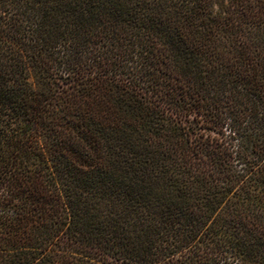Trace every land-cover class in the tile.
Segmentation results:
<instances>
[{
  "label": "trees",
  "instance_id": "obj_1",
  "mask_svg": "<svg viewBox=\"0 0 264 264\" xmlns=\"http://www.w3.org/2000/svg\"><path fill=\"white\" fill-rule=\"evenodd\" d=\"M0 264H264V0H0Z\"/></svg>",
  "mask_w": 264,
  "mask_h": 264
}]
</instances>
